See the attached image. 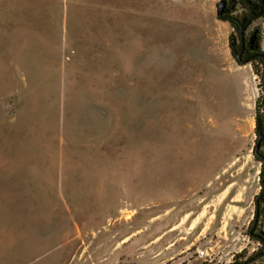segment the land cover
Segmentation results:
<instances>
[{"label": "rangeland", "instance_id": "rangeland-1", "mask_svg": "<svg viewBox=\"0 0 264 264\" xmlns=\"http://www.w3.org/2000/svg\"><path fill=\"white\" fill-rule=\"evenodd\" d=\"M218 2L0 0L1 264H229L259 247L261 64L236 60Z\"/></svg>", "mask_w": 264, "mask_h": 264}, {"label": "trees", "instance_id": "trees-1", "mask_svg": "<svg viewBox=\"0 0 264 264\" xmlns=\"http://www.w3.org/2000/svg\"><path fill=\"white\" fill-rule=\"evenodd\" d=\"M257 3V0H219L218 6L221 5V7L218 9V18L222 21L229 22V24L232 26L234 34L235 32H239L241 29V20L245 17L241 16L239 18L233 19L230 16V12L234 11V6L236 4H241L243 9H249L253 8L255 4ZM251 12H254V10H250ZM259 18H264V11L262 15H260ZM257 32L259 34L258 39L256 40V45L258 47V50L261 53H264L263 49V42L264 39L262 37V30L261 27H257ZM234 34H232L231 38L234 37ZM231 47L233 54H236L235 46L233 44V41L231 39ZM254 62V61H251ZM260 65V67L257 65L255 66V72L262 76L263 79V85H264V60L263 58L257 59V61ZM241 64V63H240ZM256 119V130L258 131V134H261L263 136L262 140V146H264V105L257 106V112L255 115ZM260 217L264 216V207L259 210ZM257 234H252L250 237L256 239L259 243V247L254 250L251 254L248 255L247 251L243 250L239 255L237 259H234L229 264H264V232L257 231ZM201 264H211L208 262H204Z\"/></svg>", "mask_w": 264, "mask_h": 264}, {"label": "flooded vegetation", "instance_id": "flooded-vegetation-1", "mask_svg": "<svg viewBox=\"0 0 264 264\" xmlns=\"http://www.w3.org/2000/svg\"><path fill=\"white\" fill-rule=\"evenodd\" d=\"M250 10H254L251 12ZM264 11V0H257L255 6L251 9H243L241 4H236L234 6V11L230 12V16L235 19L241 16H244L241 20V29L239 32H235L234 37L232 38L233 44L235 46L236 54H241L243 59L250 58V61H257V59L263 58L259 56L261 52L258 50L256 45V40L259 37L257 32L258 25L256 21L260 19V15H262ZM236 20V19H235ZM244 39V40H243ZM264 60V58H263ZM264 88V85H263ZM260 138V153L264 157V151L262 146L263 136L258 134V139ZM256 141V144H257ZM260 159L264 163V159L255 156ZM256 202V215L253 221L252 226L249 229V235L257 234L260 229V223L262 222L260 217L259 210L264 207V173L261 178V191L255 198Z\"/></svg>", "mask_w": 264, "mask_h": 264}, {"label": "water", "instance_id": "water-1", "mask_svg": "<svg viewBox=\"0 0 264 264\" xmlns=\"http://www.w3.org/2000/svg\"><path fill=\"white\" fill-rule=\"evenodd\" d=\"M220 7H221V5L218 6V9H219ZM243 40H244V39H243ZM234 55H235V57H236V60H237L239 63H241V64H245V63H249V62H251V61H250V58L243 59L242 56H241V54H234ZM259 56H261V57L264 58V53L259 54ZM260 138H261V137H259V139H258V141H257V144H256V146H255V148H254V155L257 156V157H259V158L264 159V157L262 156V154H261L260 151H259V149H260Z\"/></svg>", "mask_w": 264, "mask_h": 264}, {"label": "crops", "instance_id": "crops-1", "mask_svg": "<svg viewBox=\"0 0 264 264\" xmlns=\"http://www.w3.org/2000/svg\"><path fill=\"white\" fill-rule=\"evenodd\" d=\"M0 203H1V201H0ZM9 215H10V213H8L7 216H6V218H5V217H3L2 214L0 213V217H1V219L4 218V220H5V225H8V223H9V221H10V220L8 219V216H9ZM0 224H1V225L3 224L2 221L0 222ZM4 229H5L6 237H8V236L10 237V236L12 235L11 231H10L7 227H5ZM2 233H3V230L1 231V229H0V240L2 239V240H1V243H0V258H1V254H2V253H1V249H2V248H1V245H2V242H3V236H2L3 234H2ZM6 239H7V238H6ZM3 246H4V245H3ZM10 249H12V244H11ZM14 252H16V248H14ZM9 255H11V256L13 257V255H12L11 253H10ZM9 261H10V260H9ZM0 264H1V263H0ZM3 264H4V262H3ZM6 264H10V263L7 262Z\"/></svg>", "mask_w": 264, "mask_h": 264}]
</instances>
